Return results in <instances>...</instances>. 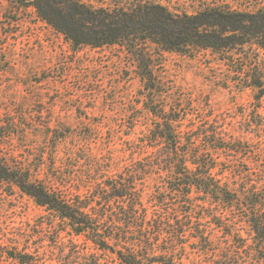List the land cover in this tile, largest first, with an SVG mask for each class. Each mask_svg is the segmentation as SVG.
<instances>
[{"label":"trees","instance_id":"16d2710c","mask_svg":"<svg viewBox=\"0 0 264 264\" xmlns=\"http://www.w3.org/2000/svg\"><path fill=\"white\" fill-rule=\"evenodd\" d=\"M31 2L75 50L84 45L125 50L151 100L162 92L154 74L157 49L211 50L238 62L239 73H248L238 84L252 88L258 102L264 97L258 58L264 50V0ZM151 111L160 120L132 147L128 163L96 153L89 142L80 148L83 157L67 154L53 181L40 177L44 151L33 165L29 157L5 150V139L28 134L10 118L1 125L0 183L31 196L49 213V224L61 226L57 234L92 244V264H196L195 254L213 255V264H264V123L250 131L256 137L250 142L217 124L182 128L180 115L164 106ZM241 155L258 158L244 170L237 165ZM55 160L51 154L52 165ZM243 224L248 237L240 233ZM226 227L225 234L238 236L228 248L215 233ZM35 253L14 247L8 257L37 264Z\"/></svg>","mask_w":264,"mask_h":264},{"label":"rangeland","instance_id":"374dc122","mask_svg":"<svg viewBox=\"0 0 264 264\" xmlns=\"http://www.w3.org/2000/svg\"><path fill=\"white\" fill-rule=\"evenodd\" d=\"M31 1L0 0V134L10 118L27 128L26 137L5 139L4 147L20 158L29 157L33 165L44 151L42 179L53 181L67 154L83 157L80 148L89 142L96 153L115 155L120 165L128 163L132 147L160 120L151 110L162 106L180 115L182 128L217 124L237 139L256 141L250 131L264 123V97L258 102L252 88L238 84L248 77L239 73L238 62L211 50L157 49L154 74L162 92L151 100L125 50L116 45L75 50ZM258 58L264 71V50ZM257 158L241 155L237 165L245 170ZM153 190L146 189V200ZM49 223V213L31 196L0 183V264H18L8 252L24 246L36 251L37 264L93 263L92 244L61 230L59 235L61 226ZM240 227L248 237V227ZM228 229L215 231L225 247L238 239L225 234ZM192 256L196 264H213V255Z\"/></svg>","mask_w":264,"mask_h":264}]
</instances>
